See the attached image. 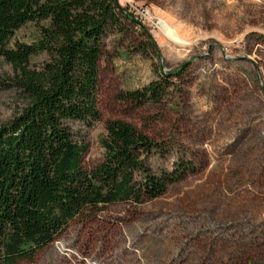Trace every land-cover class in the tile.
Masks as SVG:
<instances>
[{
  "label": "rangeland",
  "instance_id": "1",
  "mask_svg": "<svg viewBox=\"0 0 264 264\" xmlns=\"http://www.w3.org/2000/svg\"><path fill=\"white\" fill-rule=\"evenodd\" d=\"M116 1L125 31L102 40L83 167L101 162L105 124L119 119L170 148L154 168L184 158L194 171L154 199L82 211L18 264H264V0ZM13 75L0 57V124L22 106ZM164 80L159 101L128 96Z\"/></svg>",
  "mask_w": 264,
  "mask_h": 264
},
{
  "label": "trees",
  "instance_id": "2",
  "mask_svg": "<svg viewBox=\"0 0 264 264\" xmlns=\"http://www.w3.org/2000/svg\"><path fill=\"white\" fill-rule=\"evenodd\" d=\"M122 18L116 0H0V57L14 70L10 85L22 103L0 124V264L32 260L86 209L154 199L194 171L184 158L154 168L170 148L119 119L105 124L101 162L83 167L79 126L99 115L102 40L125 31ZM27 25L32 36L15 39ZM165 80L128 96L159 101Z\"/></svg>",
  "mask_w": 264,
  "mask_h": 264
},
{
  "label": "built area",
  "instance_id": "3",
  "mask_svg": "<svg viewBox=\"0 0 264 264\" xmlns=\"http://www.w3.org/2000/svg\"><path fill=\"white\" fill-rule=\"evenodd\" d=\"M148 12H149V9L147 6H141L139 9H138V15L140 17H146L148 15Z\"/></svg>",
  "mask_w": 264,
  "mask_h": 264
},
{
  "label": "water",
  "instance_id": "4",
  "mask_svg": "<svg viewBox=\"0 0 264 264\" xmlns=\"http://www.w3.org/2000/svg\"><path fill=\"white\" fill-rule=\"evenodd\" d=\"M184 65H186V64H183L182 67H183Z\"/></svg>",
  "mask_w": 264,
  "mask_h": 264
}]
</instances>
